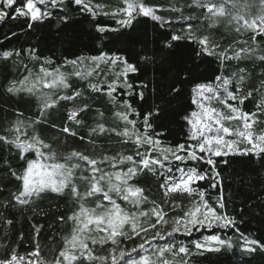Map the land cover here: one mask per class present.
<instances>
[{
    "label": "snow or ice",
    "instance_id": "6c2138e0",
    "mask_svg": "<svg viewBox=\"0 0 264 264\" xmlns=\"http://www.w3.org/2000/svg\"><path fill=\"white\" fill-rule=\"evenodd\" d=\"M8 21L35 42L0 45L31 106L0 122V264H264V0H0Z\"/></svg>",
    "mask_w": 264,
    "mask_h": 264
},
{
    "label": "trees",
    "instance_id": "16d2710c",
    "mask_svg": "<svg viewBox=\"0 0 264 264\" xmlns=\"http://www.w3.org/2000/svg\"><path fill=\"white\" fill-rule=\"evenodd\" d=\"M101 19H105L106 20L107 18L101 17ZM18 24H19V21H15V22L14 21H8L6 24H0V45H4V46H7V47L19 48L21 46L27 47V42H32V43L35 42L32 39L31 36H28L27 34H25L26 30H25V33H21V29L18 27ZM12 31H16L20 35H19V39L18 40L13 37L11 39V42L9 43V41L5 39V35L6 34H10ZM219 31L223 32L224 31L223 27H221L219 29ZM86 42L87 41L85 40V43ZM82 50L85 51V52L88 51L87 48H83ZM90 54H95V53L93 52V53H90ZM59 55H60V52H57V56H59ZM14 75H15V69L14 68H5L4 66L0 65V122H3L4 117L6 115L9 118H11V116H12L11 108L13 106L20 107L26 113L31 110V106L29 104L18 102V100L16 98H12V97H10L9 95H7L4 92V88H5L6 84H7V81L9 79L13 78ZM254 83H258V81H254ZM247 107H248V109H251L253 107V105L251 103H249L247 105ZM5 109H8V111L5 112L4 111ZM171 126L173 128H177L178 129V126L175 123L172 124ZM69 145L70 146H74V142L71 139L69 140ZM148 183H152V186L156 187L155 183H153L151 181H149ZM10 187H11V185H10ZM49 202L50 201L45 200L42 203V206L43 207H47ZM55 202L59 203L61 205V207L64 208V209H67V208L70 207V204L67 201L61 200V201H55ZM23 227H24V230L27 232L28 231V225H27L26 222L24 223ZM202 234L203 235H208L209 232L208 231H204ZM202 234H201V232H194L192 237L182 236V237H180V239H183V240H185L187 242V241H189L191 239H194V238H200V236ZM47 236H48V233L45 232L43 234V238H42V241H41L42 244L47 242ZM238 260H239L238 257H233L230 262L229 261H225V264H238Z\"/></svg>",
    "mask_w": 264,
    "mask_h": 264
}]
</instances>
